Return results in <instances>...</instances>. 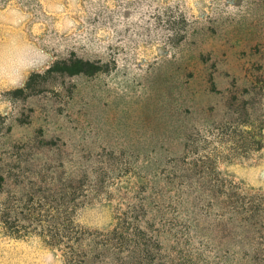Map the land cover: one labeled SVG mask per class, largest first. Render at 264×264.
<instances>
[{"label": "rangeland", "instance_id": "1", "mask_svg": "<svg viewBox=\"0 0 264 264\" xmlns=\"http://www.w3.org/2000/svg\"><path fill=\"white\" fill-rule=\"evenodd\" d=\"M53 209L96 262L126 221L141 264H264V0H0V264H68Z\"/></svg>", "mask_w": 264, "mask_h": 264}, {"label": "trees", "instance_id": "2", "mask_svg": "<svg viewBox=\"0 0 264 264\" xmlns=\"http://www.w3.org/2000/svg\"><path fill=\"white\" fill-rule=\"evenodd\" d=\"M241 125L247 127L249 123L244 121ZM247 135L252 137L250 134ZM253 139V144L257 145V149L253 150L261 149L263 142L262 132L255 134ZM248 142H245V144L247 148H250L252 145L248 144ZM243 146L244 145H242V147ZM206 160L208 162H204L199 158L197 160L198 163L191 162L187 164L189 168H186L184 171H191L193 174L198 172L204 173L206 169L208 172H212V166L213 170H215L214 162L210 161L207 157ZM54 210L55 209H53V211ZM54 212V215L51 216L53 221L52 224H50V230L39 234L35 233V235L38 236L45 245L61 249L68 264H141L136 258L141 259L145 256L144 248L146 247V243L143 242V239L139 237V235L133 233V231L129 232L128 228L125 226V224H128L126 221L124 225L118 224L109 234L96 237L98 241H94L97 247L95 251L98 253L100 250L105 251V253L101 254L103 260L96 262L99 258L98 256L88 257V254L82 255L81 252L82 242L89 235H86L77 225H74L72 218L67 216L68 213ZM62 218H65V220ZM2 223L5 225L4 228L6 233L10 234L12 237L21 238L27 232L24 227L13 225L12 222L7 223L4 221ZM124 243L125 245H123ZM79 253L81 255H79Z\"/></svg>", "mask_w": 264, "mask_h": 264}, {"label": "clouds", "instance_id": "3", "mask_svg": "<svg viewBox=\"0 0 264 264\" xmlns=\"http://www.w3.org/2000/svg\"><path fill=\"white\" fill-rule=\"evenodd\" d=\"M36 71H37V69H35L33 67H26V68H23L21 70H18L16 72V75L19 76L21 83L13 84L11 86L12 87L23 86V84H26L27 80L31 77L33 72H36Z\"/></svg>", "mask_w": 264, "mask_h": 264}]
</instances>
